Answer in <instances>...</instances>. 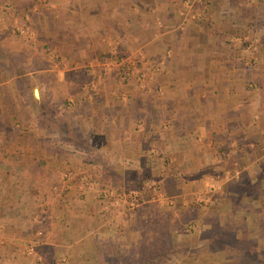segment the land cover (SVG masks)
<instances>
[{"label":"crops","instance_id":"crops-1","mask_svg":"<svg viewBox=\"0 0 264 264\" xmlns=\"http://www.w3.org/2000/svg\"><path fill=\"white\" fill-rule=\"evenodd\" d=\"M13 1L32 45L52 52L24 76H0V148L16 144L14 161L52 160L43 216L52 229L35 251L40 264L108 263L114 230L92 213L94 187L62 182L85 169L76 151L106 140L116 166L128 160L150 176H176V203L187 205L177 209L190 208L191 195L206 200L187 220L195 231L178 235L181 248L169 254L177 264H264V0ZM134 62L144 84L133 77L120 87V67ZM25 79L46 90L31 87L14 106L16 80ZM38 177L23 190L22 175L0 172L1 221L40 206Z\"/></svg>","mask_w":264,"mask_h":264},{"label":"rangeland","instance_id":"rangeland-1","mask_svg":"<svg viewBox=\"0 0 264 264\" xmlns=\"http://www.w3.org/2000/svg\"><path fill=\"white\" fill-rule=\"evenodd\" d=\"M9 1L13 0H0L1 78L3 76L7 78L12 75L16 78L17 75H22L21 71L24 70L23 72H25V69L37 67L38 65L46 64V60H52L51 50L42 49L40 46H36V48L32 45V43L36 44L37 38L26 28L27 25L24 24L23 15L17 14L20 10V4L16 6L14 4L16 2ZM43 34L41 35L42 38ZM23 41H27L26 44ZM140 73L141 69L138 68L137 62L131 63L129 66L122 65L120 67L117 85L122 88H127V80L133 77L139 83L144 84V77ZM21 81L23 84L16 80V84L18 82L17 87H19L17 88V93L12 95L13 102L11 104L14 106L17 101H27L31 97L32 88H34L36 94L37 88L40 89V92L46 90L45 86H42L43 84L37 86L36 83L38 82L34 83L30 79ZM49 114L48 112L46 115L39 114L42 124L47 123V115ZM1 116L2 114L0 112V122ZM21 135H23L21 132H8V136L10 137ZM107 143L108 140H106V147L102 141L98 147L84 146V151H76V156L80 159L78 165L84 166L85 169H73L69 174L66 173L68 179L64 178L62 180L64 183H69L68 181H70L69 184L79 191L80 188L93 189L94 187L92 199L95 208L92 213L94 212L97 218H102L100 224L107 230L109 228L110 234L114 230L112 237H108L111 255L108 257L107 264H137L146 259V251L140 248V244L143 241L145 243L148 241V238L144 236V223L146 222L145 219L148 214L150 212L152 214L155 211L148 209L146 206L144 207V205L140 206L142 202L139 205L137 204V198L142 193L144 187H149L152 191L149 199L152 202L150 204L151 207H156L157 205L169 207H165L169 212V227L168 236L164 237V242H168L167 247L169 248L168 250L164 249L163 254L160 255L156 264H177V257L170 256V253H176L175 251L181 248V246L179 247L181 241L178 235L190 236L195 231V225L187 220L193 217V208H199L204 205L206 200L201 199L197 194L191 195L193 198H190V205H188L190 208L185 210L177 209L176 207L182 205L181 203H176L177 196L170 198L163 195L164 192H162L165 190L164 183L166 182L172 183L175 186V183L179 180L178 178L176 179L175 175V177L150 176V173L144 170V165L134 164L128 160L123 161V164L118 167L116 166L118 165L117 160L113 159L116 156L112 155L113 151L110 150ZM14 147H16V144H10V146L7 145L5 148H0V172L5 178L13 172L17 175H22L23 185L20 184V187L23 190L31 187L29 186L30 183L39 176L35 182L36 186H38L36 188L37 196L34 202L36 204L38 202L40 206L37 205L39 207H36L37 209L22 208L21 218L18 217L19 220L16 222L7 223L5 220H0V259L3 261L1 264H40L41 262L37 258L35 251L44 246L40 244V241L46 237L47 226L52 229V224L49 225V220L46 219L44 221L43 219V216L52 207V204L50 205L52 202V160L44 161L41 159L31 163L20 160L14 161L12 158L16 151ZM74 147L75 145L72 148ZM75 148L77 149V146ZM50 153L52 155V147ZM157 164L155 160L148 163L151 169L155 168ZM118 171L120 172L118 173ZM136 173L137 176H135ZM26 179L29 180V185L27 183L25 184ZM7 180L6 183L8 184ZM179 182L189 186L185 180ZM208 184L211 188L217 186L213 180L208 182ZM187 202H189V198ZM182 206L187 205L184 204ZM9 210L7 209L6 212L10 213L8 212ZM7 218L12 219L10 216ZM115 235L124 236L126 239H118L116 242ZM15 237L20 239H11ZM182 244H184V241ZM191 245L193 244L191 243Z\"/></svg>","mask_w":264,"mask_h":264},{"label":"trees","instance_id":"trees-1","mask_svg":"<svg viewBox=\"0 0 264 264\" xmlns=\"http://www.w3.org/2000/svg\"><path fill=\"white\" fill-rule=\"evenodd\" d=\"M165 190L164 193L170 198H175L177 193L174 184L169 182L164 183ZM152 195L150 188H143L142 193L137 198V204L143 203V200H149ZM146 205H144L145 207ZM148 209H152L155 212L148 214L146 222L144 223V236L148 238V241L141 242L140 248L146 251V259L140 261L137 264H156L157 260L161 254H163L164 249L168 250V242H164V237L168 236V214L169 212L162 206H146ZM147 209V210H148ZM149 211V210H148ZM164 234V236H163Z\"/></svg>","mask_w":264,"mask_h":264},{"label":"built area","instance_id":"built-area-1","mask_svg":"<svg viewBox=\"0 0 264 264\" xmlns=\"http://www.w3.org/2000/svg\"><path fill=\"white\" fill-rule=\"evenodd\" d=\"M131 204V203H130Z\"/></svg>","mask_w":264,"mask_h":264}]
</instances>
